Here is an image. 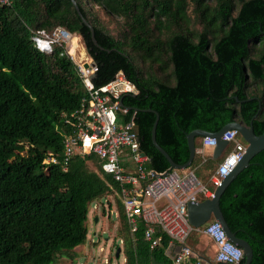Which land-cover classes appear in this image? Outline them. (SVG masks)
<instances>
[{
  "label": "trees",
  "instance_id": "obj_1",
  "mask_svg": "<svg viewBox=\"0 0 264 264\" xmlns=\"http://www.w3.org/2000/svg\"><path fill=\"white\" fill-rule=\"evenodd\" d=\"M11 1L0 6V264L75 261L97 202L107 216L114 208L120 213L118 259L174 264L166 236L151 249L143 224L130 232L120 188L98 157L77 156L67 172L43 164L50 155L61 158L64 136L72 134L67 119L86 91L65 48L44 54L31 37L59 27L80 37L99 69L96 87L123 72L139 91L122 102L136 113L141 148L150 168L166 172L171 166L153 144L156 115L149 110L160 115L158 144L178 165L189 160L194 130L217 133L253 121L255 134L264 133V0H76L99 47L71 0ZM96 10L122 21L121 39ZM221 160L197 169L196 177L205 181ZM201 162L197 155L191 168ZM220 206L232 232L252 247V264H264V151L229 184Z\"/></svg>",
  "mask_w": 264,
  "mask_h": 264
},
{
  "label": "built area",
  "instance_id": "obj_2",
  "mask_svg": "<svg viewBox=\"0 0 264 264\" xmlns=\"http://www.w3.org/2000/svg\"><path fill=\"white\" fill-rule=\"evenodd\" d=\"M11 5V0H0V6ZM31 39L34 47L44 54H51L56 45L65 48L86 91L80 107L67 119L72 134L64 136L61 158L50 155L43 164L61 166L67 172L75 157L95 155L104 173L120 188L119 199L130 232L136 233L143 224L144 237L151 249L160 247L166 236L169 239L167 253L174 252V264H185L189 259H195L194 264H202L188 245L191 235L200 231L189 222L188 204L201 202L202 197L214 198L216 189L242 161L248 144L239 132L231 130L222 136L228 146L210 178L215 190L204 185L195 174L197 169L215 160L213 152L218 143L212 137L200 138L196 155L202 162L195 169L157 172L150 168L152 159L141 148L136 113L132 115L129 108L120 105L124 96L138 94L136 85L119 72L108 84L96 87L93 80L98 66L88 53L78 55L81 38L64 28H56L51 34L39 31ZM101 202L106 203L107 199ZM97 204L101 203H95V207ZM110 215L119 223L117 208L111 210ZM202 232L216 247V263L240 264L244 260L243 250L229 240L218 221L210 222ZM120 244L124 246L122 239ZM176 247H180V251L176 252ZM122 259L125 264L126 258ZM106 264L115 263L106 260Z\"/></svg>",
  "mask_w": 264,
  "mask_h": 264
},
{
  "label": "water",
  "instance_id": "obj_3",
  "mask_svg": "<svg viewBox=\"0 0 264 264\" xmlns=\"http://www.w3.org/2000/svg\"><path fill=\"white\" fill-rule=\"evenodd\" d=\"M75 9L82 19L84 24L91 30L93 43L99 47V44L96 40L95 31L92 25L85 19L79 5L76 0H71ZM236 101L240 102L238 98ZM245 102V101H243ZM120 105L124 107L123 102L121 101ZM156 115V121L152 130V141L156 149L168 160L171 170H187L191 168L197 153V144L196 141L199 138L212 137L217 140V147L214 149L213 157L215 160H218L223 155L224 150L228 146V142L222 140V136L231 130H236L239 132L240 136L245 140L248 144L246 153L242 159V161L238 164V166L234 169V171L223 180L222 185L218 187L215 191V196L212 199H207L202 202H190L188 204V218L190 224L195 229H201L205 225H207L210 221L215 220L218 221L229 238V240L237 245L239 248L243 250L244 253V263L243 264H252L254 253L250 244L244 240H241L236 237V235L230 229L220 206V199L224 194L225 190L229 186V184L249 165L251 160L256 157L258 154L264 151V133L262 135H256L254 131L253 121L250 126H245L241 123L234 122L226 125L217 133H211L204 130H194L187 136L188 147L190 151V157L186 164L178 165L176 164L170 155L158 144L157 142V127L160 120V115L158 112L153 110H149ZM98 221V218H96ZM180 251V247L177 248ZM122 252L121 248H118L116 258L120 257ZM219 264H227V263H219Z\"/></svg>",
  "mask_w": 264,
  "mask_h": 264
},
{
  "label": "rangeland",
  "instance_id": "obj_4",
  "mask_svg": "<svg viewBox=\"0 0 264 264\" xmlns=\"http://www.w3.org/2000/svg\"><path fill=\"white\" fill-rule=\"evenodd\" d=\"M96 11L105 29L117 39H121L123 30L122 21L117 18L108 17L102 10ZM80 53L87 54V50L82 41L80 42L78 55ZM199 141L200 138L196 141L197 145ZM210 162L211 160L204 166H207ZM215 172L216 170H207L206 175H208V178L201 182L209 187L211 185L210 175L212 176ZM101 210L99 204L96 207L95 203L92 204L88 217V240L84 246L76 249L78 255L75 261L71 258L63 257L59 260L58 264H106V260H109L110 263L123 264L122 258H116L117 245L121 248L120 241L123 238L122 226L120 222L117 223L114 221L113 216L108 219L107 213H103ZM96 215H99L98 222L96 221ZM188 245L208 262L214 263L216 247L203 232H194L188 241ZM122 253L120 256H122Z\"/></svg>",
  "mask_w": 264,
  "mask_h": 264
},
{
  "label": "crops",
  "instance_id": "obj_5",
  "mask_svg": "<svg viewBox=\"0 0 264 264\" xmlns=\"http://www.w3.org/2000/svg\"><path fill=\"white\" fill-rule=\"evenodd\" d=\"M99 215H96V218H98ZM98 222V221H97ZM199 232H202V231H199ZM210 239V238H209ZM211 240V239H210ZM212 241V240H211ZM214 244V243H213ZM215 246V245H214ZM175 251L177 252V247L175 249ZM196 253V252H195ZM197 254V253H196ZM121 255V254H120ZM168 255L172 258V256L174 255V252L173 253H168ZM198 257L200 258V260H202V264H219V263H216L215 260H214V263H211V262H208L204 257L200 256L199 254H197ZM123 258V257H122ZM123 261V260H122ZM196 262L195 259H189L188 261L185 262V264H194Z\"/></svg>",
  "mask_w": 264,
  "mask_h": 264
},
{
  "label": "bare ground",
  "instance_id": "obj_6",
  "mask_svg": "<svg viewBox=\"0 0 264 264\" xmlns=\"http://www.w3.org/2000/svg\"><path fill=\"white\" fill-rule=\"evenodd\" d=\"M83 42V41H82Z\"/></svg>",
  "mask_w": 264,
  "mask_h": 264
}]
</instances>
